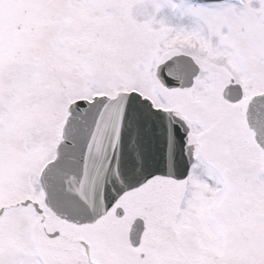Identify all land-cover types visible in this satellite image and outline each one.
Listing matches in <instances>:
<instances>
[{
  "label": "snow or ice",
  "instance_id": "snow-or-ice-1",
  "mask_svg": "<svg viewBox=\"0 0 264 264\" xmlns=\"http://www.w3.org/2000/svg\"><path fill=\"white\" fill-rule=\"evenodd\" d=\"M0 264H264V0H0Z\"/></svg>",
  "mask_w": 264,
  "mask_h": 264
}]
</instances>
